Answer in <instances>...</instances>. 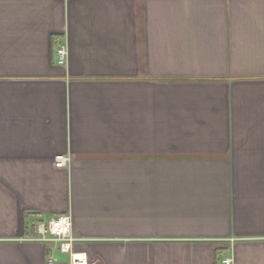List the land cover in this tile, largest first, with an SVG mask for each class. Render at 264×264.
Instances as JSON below:
<instances>
[{
  "label": "crops",
  "instance_id": "obj_1",
  "mask_svg": "<svg viewBox=\"0 0 264 264\" xmlns=\"http://www.w3.org/2000/svg\"><path fill=\"white\" fill-rule=\"evenodd\" d=\"M60 214L88 264H264V0H0V264H70Z\"/></svg>",
  "mask_w": 264,
  "mask_h": 264
},
{
  "label": "built area",
  "instance_id": "obj_2",
  "mask_svg": "<svg viewBox=\"0 0 264 264\" xmlns=\"http://www.w3.org/2000/svg\"><path fill=\"white\" fill-rule=\"evenodd\" d=\"M55 58L58 64H64L67 59V48L63 43H58L54 50ZM65 164V158L58 157L54 165L62 167ZM71 218L69 215L60 214L42 222L36 226L37 235L32 239L43 242H54L56 248L62 252L69 254L70 264H88L87 259L74 252L73 247L77 238L71 230ZM230 258H223L222 264H230Z\"/></svg>",
  "mask_w": 264,
  "mask_h": 264
}]
</instances>
